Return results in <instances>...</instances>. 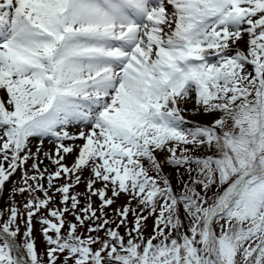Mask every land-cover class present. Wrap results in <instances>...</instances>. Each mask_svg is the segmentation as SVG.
Wrapping results in <instances>:
<instances>
[{
	"label": "snow or ice",
	"instance_id": "snow-or-ice-1",
	"mask_svg": "<svg viewBox=\"0 0 264 264\" xmlns=\"http://www.w3.org/2000/svg\"><path fill=\"white\" fill-rule=\"evenodd\" d=\"M0 264H264V0H0Z\"/></svg>",
	"mask_w": 264,
	"mask_h": 264
}]
</instances>
